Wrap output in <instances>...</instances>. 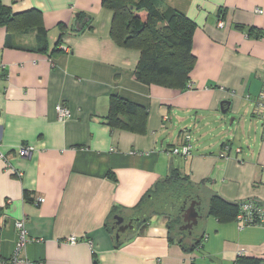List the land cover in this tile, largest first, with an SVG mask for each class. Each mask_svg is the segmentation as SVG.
<instances>
[{"label":"crops","instance_id":"obj_1","mask_svg":"<svg viewBox=\"0 0 264 264\" xmlns=\"http://www.w3.org/2000/svg\"><path fill=\"white\" fill-rule=\"evenodd\" d=\"M102 1L0 0L13 15L27 13L0 27V261L13 256L22 220L30 239L22 264L264 259V227L240 230L234 219L209 214L215 194L264 203V139L253 116L264 86V37L248 35L264 31V0H160L197 25L186 90L133 77L141 52L113 41V13ZM116 95L144 108L131 116L135 130L108 124ZM224 101L236 115L249 105L252 119L243 116L235 127L234 118L228 127ZM59 104L71 111L65 122ZM186 134L191 155H171ZM23 146L34 148L31 157H19ZM174 170L198 187L202 218L194 228L203 240L192 252L170 241L165 217L134 225L133 209ZM114 210L125 224L135 219L120 241ZM72 237L75 244L67 242Z\"/></svg>","mask_w":264,"mask_h":264},{"label":"trees","instance_id":"obj_2","mask_svg":"<svg viewBox=\"0 0 264 264\" xmlns=\"http://www.w3.org/2000/svg\"><path fill=\"white\" fill-rule=\"evenodd\" d=\"M102 4L113 13L110 30L113 41L122 48L141 52L133 77L146 85L186 90L197 61L193 54L197 28L194 21L177 10L165 7L160 0H103ZM24 14L27 13L13 15L0 2V27L15 23ZM78 20L82 21L83 16H79ZM82 26L84 28L85 25ZM248 33L250 37L255 34L257 39L264 37V31L255 28H250ZM59 45L60 42L52 55L60 52ZM43 48L46 50V42ZM141 109L144 108L127 99L112 96L107 122L111 127L135 130L137 125L131 116H136ZM110 177L115 179L114 176ZM197 188L190 182L189 176H183L177 170L172 171L166 179L157 182L133 209L134 217L138 219L134 225L142 228L153 217H165L168 220L170 241L177 242L185 252L198 249L203 236L196 228L182 230L184 209L193 201L198 202ZM197 209L201 216L199 204ZM239 210L240 203H229L216 194L210 200L209 214L221 220H235ZM115 216H119L116 210L111 217L115 219ZM112 223L114 225L115 221ZM111 226L108 222L107 229L112 234ZM122 244L118 242L117 247ZM238 264H264V259L240 258Z\"/></svg>","mask_w":264,"mask_h":264},{"label":"built area","instance_id":"obj_3","mask_svg":"<svg viewBox=\"0 0 264 264\" xmlns=\"http://www.w3.org/2000/svg\"><path fill=\"white\" fill-rule=\"evenodd\" d=\"M261 13V11H258ZM222 27L223 24L220 23ZM58 119L61 122H65L71 117V111L68 107L63 104H59L56 107ZM253 116L259 121L262 128V136L264 139V86L258 95L253 101ZM192 136L190 134L184 135L182 139V145L180 148H174L170 151L171 155H181L183 157H188L192 152ZM228 150V148H227ZM34 148L31 146H23L19 150V157L29 158L32 156ZM226 155V154H225ZM225 155L222 157L225 158ZM3 157V155H2ZM44 202L43 199L38 200V204ZM236 224L240 230L246 229L248 227H264V203H260L255 200L247 199L240 202V210L238 215L235 218ZM16 229L18 231V240L16 243V248L13 256L10 259L1 260L0 264H22L24 259L22 257L25 252L27 244L30 242V239L27 237L25 220L17 221L15 223ZM71 244H75L76 238L72 237L67 240Z\"/></svg>","mask_w":264,"mask_h":264},{"label":"water","instance_id":"obj_4","mask_svg":"<svg viewBox=\"0 0 264 264\" xmlns=\"http://www.w3.org/2000/svg\"><path fill=\"white\" fill-rule=\"evenodd\" d=\"M86 21L83 22L85 24ZM83 26L81 25L77 30H81ZM231 107V102H222L221 111L223 114H226ZM198 202L193 201L189 206L184 209L183 213V222L182 230H192L194 227L198 226L200 219L202 218L197 209ZM116 225L118 226V231L116 235V240L120 241L121 234L126 232L128 229H133L134 225L132 220L129 224H124V219L120 216H115Z\"/></svg>","mask_w":264,"mask_h":264},{"label":"rangeland","instance_id":"obj_5","mask_svg":"<svg viewBox=\"0 0 264 264\" xmlns=\"http://www.w3.org/2000/svg\"><path fill=\"white\" fill-rule=\"evenodd\" d=\"M249 105H247V106H242L241 108H240V110H239V113L236 115V114H234V113H236V111L234 112L233 111V109L231 110V111H229L228 113H226V114H220L221 115V117H223V118H225V119H228V127L230 126L231 127V122L233 121V119L234 118H236L237 119V123L235 124V127H236V125L238 124V122H239V120L243 117V116H246V117H248V119L250 120V119H252V118H250V115H248V111L250 110V108L248 107ZM249 108V109H248ZM255 119V118H254ZM255 121V126L257 127V129H260L261 128V124L259 123V121H257L256 119L254 120ZM231 124V125H230ZM260 126H259V125ZM260 127V128H259ZM261 130H262V128H261ZM205 208H206V205H205Z\"/></svg>","mask_w":264,"mask_h":264},{"label":"flooded vegetation","instance_id":"obj_6","mask_svg":"<svg viewBox=\"0 0 264 264\" xmlns=\"http://www.w3.org/2000/svg\"><path fill=\"white\" fill-rule=\"evenodd\" d=\"M124 223H125V221H124Z\"/></svg>","mask_w":264,"mask_h":264}]
</instances>
